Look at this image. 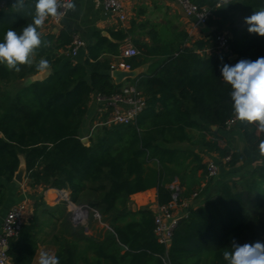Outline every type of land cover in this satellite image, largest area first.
<instances>
[{
  "label": "trees",
  "instance_id": "trees-1",
  "mask_svg": "<svg viewBox=\"0 0 264 264\" xmlns=\"http://www.w3.org/2000/svg\"><path fill=\"white\" fill-rule=\"evenodd\" d=\"M190 1L211 11L207 25L213 37L231 35L229 52L209 53L212 38L188 44L183 27L161 34L157 23L139 18L140 10L129 28L111 29L109 36L96 31L82 63L68 54L76 31L66 27L57 36L42 34L49 46L37 50L32 66L15 72L0 64V208L7 199L2 179L12 182L24 160L30 187L67 190L70 201L89 216L88 225L76 223L65 205L51 207L38 199L32 218L9 242V264H33L45 227L51 228L60 264H227L223 251L233 240L264 242V157L237 179L221 176L213 192L203 186L210 176L205 153L229 158L232 168L244 159L221 134L231 130L228 122L235 116L232 89L220 68L264 56V37L250 34L244 23L264 0ZM13 3L4 0L0 6V42L9 28L20 32L32 21L35 0H25L19 12ZM134 29L150 39L132 37L139 53L126 59L132 70L151 62L147 72L129 79L144 107L132 123L107 124L114 109L108 104L87 145L80 129L90 99L96 93L108 100L122 92L124 83L115 82L110 65ZM230 53L237 58L230 60ZM41 58L51 64L47 77L8 88L39 73L35 62ZM240 132L248 151H261L264 130L258 122L240 121ZM151 188H157L159 206L171 204L175 194L179 205L186 198L203 200L178 220L169 246L158 239L155 209L131 206L133 194ZM96 219L103 230L89 234Z\"/></svg>",
  "mask_w": 264,
  "mask_h": 264
},
{
  "label": "crops",
  "instance_id": "crops-1",
  "mask_svg": "<svg viewBox=\"0 0 264 264\" xmlns=\"http://www.w3.org/2000/svg\"><path fill=\"white\" fill-rule=\"evenodd\" d=\"M3 2L4 0H0V6L3 4ZM73 2L76 5L75 11H67L58 25L53 24L48 18L45 24L42 26L41 34H55L57 36L64 28L72 27L76 31V37L81 38L87 46L88 44L93 42L94 33L96 31H100L103 34L106 33V35L109 36V30L111 29H118L120 27L129 28L131 18L136 16L138 11L141 10L142 14L139 16V18L149 19L151 22L157 23L159 25V32L161 34H164L165 32L172 33L177 28L183 27L188 31L190 35V41H188V44L190 45L191 42L197 39L213 38V29L210 27L202 28L198 26L196 24L195 18L187 16L183 8L176 2V0H125V7L128 13V19L126 21H120L117 17L108 14L104 7L103 0H73ZM132 37H141L146 41L150 40L148 36L141 35V31L139 29H134L132 35L124 43H122V45L131 43ZM86 46L80 49L76 57H72L75 61L81 63L85 61L87 56ZM61 52H63V50ZM150 64L151 62H147L143 66L139 67L138 69L140 70V74L143 72H147ZM42 75H44V73L39 72L30 77L16 81L15 83L18 84V87L14 90H17L29 84L31 81H35L41 78ZM122 83H124V86L131 85L129 79H125ZM107 106L108 101L105 98L99 96L96 93L92 95L89 102L88 113L80 129L81 139L83 137L90 138V134L93 131V128L103 120L102 117L108 110ZM121 106L125 109L129 107L128 104H121ZM234 127L235 129L233 131L229 130L226 132H221V134L229 138L232 143L235 139L237 140L240 138L242 140V134L240 132V121ZM183 147L189 148L190 146L184 144ZM196 150H199V148L196 147ZM248 152L253 153V155L258 154L264 157V152L261 151ZM205 161L216 163L219 167L221 175L235 172L234 168L230 167L231 169H227L226 160L218 158L215 153H205ZM22 163H24V160H22ZM2 182L6 181L2 180ZM6 183L8 186V197L5 204L0 209V231L2 229L3 220L10 208L22 201H28L29 203L32 198L31 187L28 185L27 178L23 184H20L15 180ZM204 185L205 182H203V186ZM206 196L207 194L204 195V198ZM131 200L133 201L131 205L133 209H138L141 207H151L153 209H156L158 206L157 188H151L146 191L135 193L131 196ZM57 201L58 200H56L54 203L58 205ZM202 201V199L194 201V199L192 198H186L184 199L182 205L177 206L178 209H176V214L186 213L189 206H191L193 203L197 204ZM33 215L34 212L30 213L28 210L27 220L32 218ZM103 227L104 224L100 220H94L91 224V228H89L87 232L89 234L98 235L103 230ZM50 232V227H45L44 231H42V233L40 234L41 241L39 242L36 253H38L40 250H48L49 252L56 255L57 247L51 240ZM33 264H36V258H34Z\"/></svg>",
  "mask_w": 264,
  "mask_h": 264
},
{
  "label": "clouds",
  "instance_id": "clouds-1",
  "mask_svg": "<svg viewBox=\"0 0 264 264\" xmlns=\"http://www.w3.org/2000/svg\"><path fill=\"white\" fill-rule=\"evenodd\" d=\"M24 7L25 0H15L11 6L17 12ZM75 9L73 0H35L31 23H27L20 32L12 28L6 31L3 42H0V64L15 72H20L23 65L32 66L37 50L41 46H49L40 32L46 20L49 17L59 19L65 12ZM244 23L250 34L264 37V7L244 17ZM35 67L38 72L46 74L51 64L41 58L35 62ZM220 71L223 81L232 89L230 96L235 118L258 122V127L264 130V56L256 60L240 59L234 65L223 63ZM260 150L264 152V141ZM35 258L36 264H60L59 258L48 250H40ZM223 259L227 264H264V242L240 244L233 240L230 249L223 251Z\"/></svg>",
  "mask_w": 264,
  "mask_h": 264
},
{
  "label": "built area",
  "instance_id": "built-area-1",
  "mask_svg": "<svg viewBox=\"0 0 264 264\" xmlns=\"http://www.w3.org/2000/svg\"><path fill=\"white\" fill-rule=\"evenodd\" d=\"M176 2L183 8L184 12L189 17H194L196 24L202 22L206 23L211 15V11L207 7L200 8L198 5L194 4L190 0H176ZM106 12L112 16L117 17L120 21H126L128 19V13L125 7V0H103ZM63 11V10H62ZM66 12L64 13V15ZM64 15L57 19L49 17V20L58 25ZM215 46L207 49L208 52H229L230 51V40L231 35L225 31L215 35L213 38ZM85 42L76 37L73 47L70 49L68 54L72 57H76L81 48H84ZM139 53L138 49L131 43L123 44L121 46L120 54L114 58L110 65V73L117 69L121 70H132V66L127 62V58L135 56ZM108 104L114 107L110 117L105 122L107 124L118 123V124H129L135 120L137 114L144 107V99L141 96L140 91L134 84L124 86L122 92L108 99ZM121 104H128V108H123ZM239 120L235 117L230 119L228 122V128L235 126ZM229 160L226 159V161ZM216 164L214 162H209V173L213 175L216 171ZM58 192H64L66 201L75 208L73 213V218L76 223H82V218L86 217L87 212L81 208V206L76 207L70 201L69 192L67 190H59ZM197 193L194 194V197ZM175 200L165 206H157L156 212V233L160 242L165 243L169 246V242L172 241L173 231L178 223V220L185 216L186 213L176 214L174 209L179 206L177 202V194L174 195ZM184 205V204H183ZM29 210L28 201H22L18 204L13 205L7 212L2 229L0 231V264H9L10 256L8 253L10 240L17 236L22 229L23 224L27 220V213ZM96 217H100L96 214ZM83 224V223H82Z\"/></svg>",
  "mask_w": 264,
  "mask_h": 264
},
{
  "label": "rangeland",
  "instance_id": "rangeland-1",
  "mask_svg": "<svg viewBox=\"0 0 264 264\" xmlns=\"http://www.w3.org/2000/svg\"><path fill=\"white\" fill-rule=\"evenodd\" d=\"M17 87H18V84H16V83H12V84L8 85V88H11L12 90L16 89ZM234 129H235V127H232L230 131H233ZM233 144H234L235 148L239 152L243 153L244 159L241 162H239V164L234 168L235 172H232V173L230 172L229 174L226 173V174H222V175L220 173L218 165L215 163L216 167H217L215 173L213 175H210L207 178L206 182H205V185L207 183L206 186L208 187L207 193L215 191V188H217L218 182H219V178L221 176H225L226 175V176L232 177L234 179H237L240 173H242L244 171H247V170H250V169H253L258 163L262 162V159H263L262 155H258V154L253 155V153H249L247 151V149L244 147V143H243V141L240 138L237 139V140L235 139L233 141ZM226 168L229 169L230 167L226 165ZM2 180L5 181L4 179H2ZM6 182H3V183L5 184ZM6 188H7V197H8V186H7V183H6ZM52 190H55L58 193L57 195L54 196V198H52L53 200L50 199V197H49V192L52 191ZM63 193L64 192H58L56 190V188H52V187H48V188H43V187H41V188H39V187L32 188L31 187V197L32 198H31V200L29 202V212L30 213L34 212V203L38 199L43 198L44 201L47 203V205L52 207V206H56L57 205L54 202L58 199V197H59V200L57 201L58 204L65 205L69 211L74 212L75 208H73V206L66 201L67 198H65ZM6 201H7V199H6ZM132 203H133V201H132ZM132 203H131V205H132ZM75 206L79 207L77 205H75ZM82 209L86 211V209H84V208H82ZM176 209H178V208L176 207L174 209L175 212H176ZM98 220L99 219H96V221H98ZM82 223H87V224L89 223L88 212H87L86 217L82 218Z\"/></svg>",
  "mask_w": 264,
  "mask_h": 264
},
{
  "label": "water",
  "instance_id": "water-1",
  "mask_svg": "<svg viewBox=\"0 0 264 264\" xmlns=\"http://www.w3.org/2000/svg\"><path fill=\"white\" fill-rule=\"evenodd\" d=\"M198 26L202 27V28H208L209 26L206 23H198ZM106 35V33H105ZM237 58V55H233L232 53H230L229 59L230 60H235ZM50 74V70L44 75H42L41 78L37 79V80H42L45 77H47ZM140 74V70L139 69H135V70H121V69H117L115 71L112 72V76L115 79L116 83H122L125 79H130V78H136L138 75ZM214 129H216V126H213ZM82 142L85 144H89L90 140L88 137H83ZM14 180L17 181L20 184H23L26 180V165L25 163H22L18 169V171L16 172L15 176H14ZM59 200V197L58 199ZM172 242V241H171ZM171 242H169V244H171Z\"/></svg>",
  "mask_w": 264,
  "mask_h": 264
},
{
  "label": "bare ground",
  "instance_id": "bare-ground-1",
  "mask_svg": "<svg viewBox=\"0 0 264 264\" xmlns=\"http://www.w3.org/2000/svg\"><path fill=\"white\" fill-rule=\"evenodd\" d=\"M58 193L55 190H52L49 192V197L50 199L54 198L55 195H57ZM53 200V199H52Z\"/></svg>",
  "mask_w": 264,
  "mask_h": 264
}]
</instances>
